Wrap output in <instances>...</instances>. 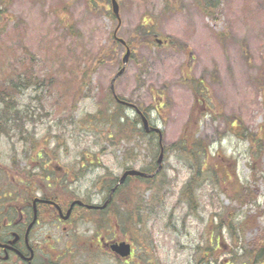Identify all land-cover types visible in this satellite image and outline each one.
Wrapping results in <instances>:
<instances>
[{
  "label": "rangeland",
  "instance_id": "obj_1",
  "mask_svg": "<svg viewBox=\"0 0 264 264\" xmlns=\"http://www.w3.org/2000/svg\"><path fill=\"white\" fill-rule=\"evenodd\" d=\"M5 2L0 94L18 85L9 104L23 110V138L34 145L19 142L20 130L0 134V162L60 166L52 168L53 194L83 160L76 187L93 204L126 169L155 172L160 138L143 134L136 110L119 107L111 93L126 55L117 39L131 55L115 92L163 133L161 173L151 183L129 180L117 217L87 222V262L125 264L94 240L101 231L125 241L131 225L130 264H232L263 245L264 0H210L209 14L203 0H118L119 18L112 0ZM109 111L125 116L126 128L112 123ZM197 142L207 150L200 163L187 154ZM193 177L198 185L189 193Z\"/></svg>",
  "mask_w": 264,
  "mask_h": 264
},
{
  "label": "flooded vegetation",
  "instance_id": "obj_2",
  "mask_svg": "<svg viewBox=\"0 0 264 264\" xmlns=\"http://www.w3.org/2000/svg\"><path fill=\"white\" fill-rule=\"evenodd\" d=\"M23 110L17 108L9 118L0 122V134H8L20 130L19 142L33 149V139L23 138ZM37 147L35 146V149ZM37 159L45 158L43 153ZM76 168H69L60 182L65 188L58 186L56 192L48 193L54 184L50 183L55 174L49 161L0 162V264H91L86 255L87 222L99 224L95 217L104 218L106 214L118 216L116 202L120 196V188L107 186L101 194L102 200L93 204L87 200L82 189L76 187L82 179L85 161L81 160ZM9 164V165H7ZM25 167V168H24ZM15 168V171L11 169ZM30 169V170H27ZM40 171L44 185L39 188L37 179ZM78 170V174L76 172ZM16 173V177L10 174ZM47 182V183H46ZM65 182V183H64ZM93 205L96 209H88ZM106 206V207H105ZM88 222V223H89ZM128 222V221H127ZM131 224V220L128 222ZM135 227L128 230L125 240L131 248V255L122 258L112 252L111 246L119 243L109 235L97 232L94 246L105 255L112 257L117 263L135 262ZM122 242V241H121Z\"/></svg>",
  "mask_w": 264,
  "mask_h": 264
},
{
  "label": "trees",
  "instance_id": "obj_3",
  "mask_svg": "<svg viewBox=\"0 0 264 264\" xmlns=\"http://www.w3.org/2000/svg\"><path fill=\"white\" fill-rule=\"evenodd\" d=\"M7 1L8 0H6L5 3H7ZM209 1L210 0H203V2H204L203 7L204 8H202V9H204V10H202V11L206 14H209L208 8H207ZM197 85H201V84L197 83ZM5 89H6V92H3L0 94V122H4V119L9 118L11 116V113H13L16 110V107L14 104H9L10 102H12V100H11V94L8 92L16 91L18 89V85L17 86L14 84L6 85V86H4V90ZM116 113L118 114V112H116ZM117 114L113 113L112 111H109L108 117H109L110 121L112 123H114V122H117L118 124L120 123L119 125H121L122 128H126L127 123H128V119L123 115L118 116ZM137 121H139V120H137ZM0 127H1V125H0ZM141 132L143 134L145 133L144 130H142ZM122 133H125V130H123ZM150 135H153V134H150ZM245 139L247 141L249 139L248 132H247ZM252 141L255 142V139H252ZM189 142H190L189 139H183L180 143H182V147H187ZM199 144L201 145V147ZM190 147H192L191 151H187V154H188L190 161H193V160L197 161L198 160V163H200L202 159H205L206 154H207V150H201L202 149V143L201 142L194 143L193 145H190ZM143 171L148 173V174H153V171H151V170L144 169ZM155 171H156V169H155ZM139 180H141L142 182L144 181L145 183H151V182H153L154 179H152V180L139 179ZM196 183H197V181L195 180V177H193L191 179L190 183L188 184V186H186L189 193L192 192L193 187L198 185ZM126 187H127V184L122 189H124ZM126 222H127V220H126ZM240 251L243 252L242 247H240ZM243 255H245L246 258H243ZM241 256L243 259L242 262L236 263V261H234V262H232V264H264V243L261 247H259L255 250V253L251 252V254L247 255L246 253L244 254V252H243V254ZM214 263H216V261H213V260H209L207 262V264H214Z\"/></svg>",
  "mask_w": 264,
  "mask_h": 264
},
{
  "label": "water",
  "instance_id": "obj_4",
  "mask_svg": "<svg viewBox=\"0 0 264 264\" xmlns=\"http://www.w3.org/2000/svg\"><path fill=\"white\" fill-rule=\"evenodd\" d=\"M112 7H113V13L119 17L120 15V7H119V4H118V1L117 0H112ZM124 43V42H123ZM129 57H130V50L128 49L127 50V53H126V56L123 60V63H124V67L123 69L115 76V78L113 79L112 83H111V90L113 93H115V88H114V85H115V82L118 78H120L126 71V65L128 63V60H129ZM120 103H123V104H126L127 106L129 107H132V108H136L134 105L130 104V103H126V102H123V101H120L119 99H117ZM142 116V122H143V127L145 129V131L149 134L151 132H154L156 134L159 135V138H160V143L162 144L163 142V135H162V132L160 129H157V128H154L150 125L148 119L141 113L139 112ZM163 159H164V149L162 147L161 149V155L159 157V160H158V165H159V169L157 171V173H159L161 170H162V163H163ZM128 177H140V178H152L153 176L151 175H148L146 173H143L141 171H137V170H129L127 171L123 176L122 178L120 179V182H119V185H122L125 183V181L127 180ZM106 207V206H105ZM89 208L93 209L94 207L93 206H89ZM112 250L116 253H118L119 255H121L122 257H129L131 255V251H130V246L125 244V243H122L120 245L118 244H114L112 246Z\"/></svg>",
  "mask_w": 264,
  "mask_h": 264
}]
</instances>
